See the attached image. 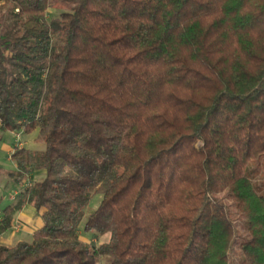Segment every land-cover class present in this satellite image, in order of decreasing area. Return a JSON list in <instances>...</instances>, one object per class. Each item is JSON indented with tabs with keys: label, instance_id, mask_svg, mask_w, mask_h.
Wrapping results in <instances>:
<instances>
[{
	"label": "trees",
	"instance_id": "16d2710c",
	"mask_svg": "<svg viewBox=\"0 0 264 264\" xmlns=\"http://www.w3.org/2000/svg\"><path fill=\"white\" fill-rule=\"evenodd\" d=\"M5 131L0 237L43 223L0 264H264V0H0Z\"/></svg>",
	"mask_w": 264,
	"mask_h": 264
},
{
	"label": "rangeland",
	"instance_id": "374dc122",
	"mask_svg": "<svg viewBox=\"0 0 264 264\" xmlns=\"http://www.w3.org/2000/svg\"><path fill=\"white\" fill-rule=\"evenodd\" d=\"M38 133H33L31 135H26L24 132H11V131H5L0 134V207L1 209L5 208L9 204L12 203V197L18 193L27 183L32 182L31 177L23 176L21 173L17 170V167L15 163L11 160V155L13 154L15 148L18 147H26L34 151H41L44 149V144L42 141L39 140L37 137ZM249 170H255L254 172L258 171L257 167L253 164L249 167ZM15 179L18 181L16 182ZM36 179H41L40 176H37ZM223 200H225V205L228 206L230 202L226 200L225 195H221ZM103 197L101 194H96L91 199L88 207L83 211L82 216V223H81V230L80 234L82 239L88 243L94 242L97 245H100L102 243H106L109 241L110 235L105 234L102 236H99L97 238L94 237V233L91 232H84V225L89 218V216L94 213L98 207L101 204ZM31 217L29 221H33L36 228L40 227L43 223L42 221V215L41 213H38L34 220ZM239 226H242V223L238 222ZM22 224L18 223L15 226L14 234L16 233L17 236H14L12 239L14 243L12 245L17 244L18 240H22V242H31L33 237L30 234H26L23 232ZM10 233L13 232V230L9 231ZM11 238H7L8 241H10ZM0 244H4V242L0 241ZM10 244V243H9ZM5 246H8L5 245ZM236 250L237 248L234 247ZM233 250V251H234ZM233 262L235 264H240V261L238 257L235 256V253L233 254ZM98 264H108L107 258L102 257L99 260Z\"/></svg>",
	"mask_w": 264,
	"mask_h": 264
},
{
	"label": "crops",
	"instance_id": "0c3cea01",
	"mask_svg": "<svg viewBox=\"0 0 264 264\" xmlns=\"http://www.w3.org/2000/svg\"><path fill=\"white\" fill-rule=\"evenodd\" d=\"M38 213L39 212L33 206H27L21 212H18L15 215L16 224L21 223L22 224V227H23L22 228L23 229V232L26 233V234H30L31 236H33L34 232L39 227L36 228V226L33 223V221H29V220H30L31 217L33 218L32 220H34L35 216ZM14 229H13V232L12 233L7 232L6 234H4L3 236L0 237V241L1 242H4L3 245H7L8 244V246H13L12 244L14 243V241L12 239L14 238V236H17L16 233L14 234ZM7 238H11L10 241H8ZM18 242H22V240L20 239V240H18Z\"/></svg>",
	"mask_w": 264,
	"mask_h": 264
},
{
	"label": "built area",
	"instance_id": "2783aa9c",
	"mask_svg": "<svg viewBox=\"0 0 264 264\" xmlns=\"http://www.w3.org/2000/svg\"><path fill=\"white\" fill-rule=\"evenodd\" d=\"M17 195V193L12 197V200H14L15 196Z\"/></svg>",
	"mask_w": 264,
	"mask_h": 264
}]
</instances>
